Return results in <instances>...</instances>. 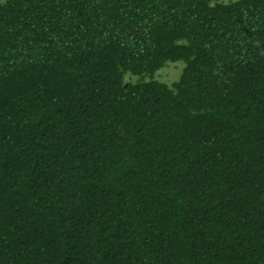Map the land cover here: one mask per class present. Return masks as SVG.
I'll use <instances>...</instances> for the list:
<instances>
[{
  "label": "trees",
  "instance_id": "16d2710c",
  "mask_svg": "<svg viewBox=\"0 0 264 264\" xmlns=\"http://www.w3.org/2000/svg\"><path fill=\"white\" fill-rule=\"evenodd\" d=\"M0 264H264V0H0Z\"/></svg>",
  "mask_w": 264,
  "mask_h": 264
},
{
  "label": "rangeland",
  "instance_id": "374dc122",
  "mask_svg": "<svg viewBox=\"0 0 264 264\" xmlns=\"http://www.w3.org/2000/svg\"><path fill=\"white\" fill-rule=\"evenodd\" d=\"M221 2H229V1H234V0H220ZM177 65H180L182 67L181 63H176ZM177 67L176 66H171L170 68L165 69L161 74L160 78L163 81H169V79L174 76L177 73Z\"/></svg>",
  "mask_w": 264,
  "mask_h": 264
}]
</instances>
